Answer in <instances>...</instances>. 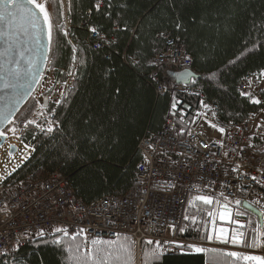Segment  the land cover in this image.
<instances>
[{
  "label": "trees",
  "instance_id": "obj_1",
  "mask_svg": "<svg viewBox=\"0 0 264 264\" xmlns=\"http://www.w3.org/2000/svg\"><path fill=\"white\" fill-rule=\"evenodd\" d=\"M97 1L67 0V38L61 26L55 27L63 23L61 5L51 0L52 8L47 10L52 25L48 62L54 68L67 69L73 46L80 63L77 78L56 110L54 133L37 134L33 153L2 184L14 187L57 173L85 204L130 192L138 183L139 140L160 130L175 103H170L168 95H157L149 78L152 71L165 72L155 68L151 59L161 49V36L166 33L190 57L188 69L198 77L189 86L218 104L223 121L244 123L264 108L237 90L243 75L264 70V0H101L96 9ZM89 26L104 35L102 47H94ZM175 99L171 114L176 128L184 130L200 109L199 99L184 95ZM34 111L31 97L2 134L32 117ZM202 204L195 196L188 198L179 238L207 243L213 212L201 208ZM232 205L233 213L240 211L251 217L241 231L259 240L256 217L240 205ZM100 242L82 252L79 236L55 233L17 249L0 264H133L130 239ZM153 249L143 242L138 263L253 264L242 252L233 257L224 248L162 255L159 260L153 258Z\"/></svg>",
  "mask_w": 264,
  "mask_h": 264
},
{
  "label": "built area",
  "instance_id": "obj_2",
  "mask_svg": "<svg viewBox=\"0 0 264 264\" xmlns=\"http://www.w3.org/2000/svg\"><path fill=\"white\" fill-rule=\"evenodd\" d=\"M58 1L63 16L62 31L68 38L67 0ZM37 2L50 10V0ZM97 4L100 7L101 0ZM92 28L95 27H88V33L94 47L100 48L105 37L98 31L93 33ZM161 38L163 45L153 55L151 64L165 72L187 69L190 57L178 41L168 33ZM79 65L73 46L67 69L54 68L51 62L47 63L32 95L34 114L4 134L5 141L13 136L33 148L37 134L54 133L58 126L56 110L72 91ZM165 72L159 74L155 70L149 75L155 93L168 95L170 103L175 102L177 95L199 99L200 109L193 123L184 130L177 129L173 117H165L157 133L145 134L139 140L138 183L124 195H108L85 204L76 198L67 179L57 173L14 187L1 184L0 253L4 254L0 255V260L40 238L37 233L41 230L44 236L55 233L70 238L79 236L83 252L91 249L93 240L109 242L128 238L137 263L140 245L149 240L154 242L153 248H156L155 242H159L164 256L181 254L176 243L223 249L178 237L188 198L205 196L240 206L245 203L257 210L262 223L257 250L250 254L264 261V108L251 114L244 123L225 122L220 117L218 104L208 101L189 85H175ZM237 90L250 102L260 100L259 104H264V78L260 73L243 75ZM49 128L52 131L49 132ZM57 228L66 230L67 235L55 231ZM183 252L195 253L187 248Z\"/></svg>",
  "mask_w": 264,
  "mask_h": 264
},
{
  "label": "water",
  "instance_id": "obj_3",
  "mask_svg": "<svg viewBox=\"0 0 264 264\" xmlns=\"http://www.w3.org/2000/svg\"><path fill=\"white\" fill-rule=\"evenodd\" d=\"M18 3L23 10L17 11L15 18H0V133L34 94L49 57L48 25L43 14L28 0H18ZM2 12L3 4L0 3ZM33 14L39 20L35 27ZM165 74L175 85L185 86L198 77L188 68L169 70ZM4 143L5 137L0 135V147ZM15 152L16 147L9 146L8 154ZM241 207L258 218L261 224V215L257 210L245 203Z\"/></svg>",
  "mask_w": 264,
  "mask_h": 264
},
{
  "label": "rangeland",
  "instance_id": "obj_4",
  "mask_svg": "<svg viewBox=\"0 0 264 264\" xmlns=\"http://www.w3.org/2000/svg\"><path fill=\"white\" fill-rule=\"evenodd\" d=\"M50 3H51V0H50ZM51 8H52V3H51ZM55 27L56 28L60 27V29L62 30V24H60V22L57 23L55 25ZM262 78H264V77H262ZM175 103H176V101H175ZM196 114H197V112H196ZM196 114H195V117H196ZM11 128H9L2 135L8 133V131ZM11 145H14L16 147V152L13 155L8 154V148ZM32 153H33V149L30 146L24 144L21 141L16 140L15 138H13V136H9V138H7V140L5 141L4 145L2 147H0V185L2 183H4L24 163V161L27 159V157L30 156ZM24 155H27V156L24 157ZM200 201L203 203L201 205V208H204L208 211L212 209V212H213L214 218H215L214 221L217 222L216 224H215V222H213L211 224V226H210L211 228L207 232L206 242L211 243L213 245L217 244L216 246L220 245V247H224V248H228V249L231 247V245H234V247L238 246L240 244V242L239 243H232L231 238L235 234L242 233L241 228H242L243 224L241 223L242 221H240L241 219H239L241 216L239 214L240 211L233 213L234 205H232L228 202H224V201H220V200L219 201L218 200H212L211 204H206L202 200H200ZM220 207H222V208H220ZM218 212L220 214L224 213L225 217L227 219L226 218L225 219L218 218L217 217ZM226 221H228V223L229 222L230 223L229 224L221 223V222H226ZM221 229L226 230L227 238L229 240L228 243L219 242V240L216 238L217 235L220 234ZM180 230L181 229H179L178 232H180ZM209 235H211L213 237L212 240L207 239V237ZM240 238L241 237H239V239ZM179 239H181V238H179ZM230 243H232V244H230ZM85 252H87V251H85ZM133 264H140V261H139V263H137L135 256L133 258ZM255 264H259V262H256Z\"/></svg>",
  "mask_w": 264,
  "mask_h": 264
},
{
  "label": "snow or ice",
  "instance_id": "obj_5",
  "mask_svg": "<svg viewBox=\"0 0 264 264\" xmlns=\"http://www.w3.org/2000/svg\"><path fill=\"white\" fill-rule=\"evenodd\" d=\"M0 3L3 4V12L0 13V18H3L4 16H6L8 18H15L16 12L23 10L22 5L18 3V0H0ZM28 3L34 5L43 14L44 21L48 25V36H49V40L51 41V38H52V25H51L49 13L46 10L45 5L43 3L37 2V0H28ZM96 7H97V9H99V4H97ZM27 11L31 12V9H28ZM38 23H39L38 18H36L35 15L33 14V26L35 27ZM177 27H179V25H177ZM90 30L93 33H96V31H97L95 28H92ZM260 76L264 77V70L261 71ZM117 91H119V89H117ZM244 95H247V93H244ZM252 102L256 103V104L261 103L260 100H253ZM173 107H175V103H173ZM212 127H216V125H212ZM48 131L50 132V131H52V129L49 128ZM220 131L223 132L224 130L220 129ZM0 135H2V133H0ZM253 179H255V177H253ZM197 199L202 200L206 204H211L212 203V200L210 198H208V197H205V196H198ZM237 203H239V201H237ZM220 218L221 219H225L226 218L225 214L221 213V217ZM55 231L64 232L65 235H67V232L64 229L57 228ZM37 235H39L40 237H43L44 236V231L41 230L39 233H37ZM242 235H243L242 233L233 235L232 238H231V242L232 243H239L240 242L239 237H242ZM216 238L222 243H228L229 242V240L227 238L226 230H224V229L220 230V234H218ZM207 239L208 240H212L213 237L211 235H209L207 237ZM55 243L59 244L60 241L57 240V241H55ZM96 243H101V242L93 240V244H96ZM108 243H112V242L109 241ZM146 243L149 244V245H152L154 242L149 240ZM155 243H156V248H154L152 250V256H153V258L155 260H159L161 258V256L164 254V250L161 248V246H160L158 241L155 242ZM173 243H176V242H173ZM176 248L181 250V254H185L183 252V250L185 248L193 249L196 253H201V252L208 251L207 249L196 247L195 245H182V244H178V243H176ZM3 254L4 253H0V255H3ZM227 255L235 257L238 254L235 253V252H230V253H227ZM244 258L258 261L259 264H264V261H262L260 257H244Z\"/></svg>",
  "mask_w": 264,
  "mask_h": 264
},
{
  "label": "crops",
  "instance_id": "obj_6",
  "mask_svg": "<svg viewBox=\"0 0 264 264\" xmlns=\"http://www.w3.org/2000/svg\"><path fill=\"white\" fill-rule=\"evenodd\" d=\"M220 208H222V207H220ZM226 208V207H225ZM220 211V210H219ZM239 214L241 215L240 216V218L239 219H241L240 221H242L241 223L243 224V225H248L247 223H249L250 221H251V217H247L246 216V214H244L243 212H239ZM217 217L218 218H220L221 217V214L218 212L217 213ZM214 214H213V217H212V221H211V224L213 223V222H215V224L217 223L216 221H214ZM227 219V218H226ZM220 221V220H219ZM256 222H257V224H258V227H260V223H259V220H258V218H256ZM221 223H225V224H229L228 223V221H226V222H221ZM261 223H262V219H261ZM228 228V227H227ZM217 229V228H216ZM242 237L240 238V244L238 245V246H236V247H234V245H231V247L229 248V249H231L232 250V252H235V253H239V251L242 249V251L241 252H243V251H246V252H248L247 254H245V255H243L244 257H254L253 255H251L250 253L251 252H253V251H255V250H257V247H258V240H257V236L255 237L254 236V238H252L251 236H249L248 235V233H247V231L246 230H243L242 231ZM218 241V240H217ZM220 242V241H219ZM230 244H232V243H230ZM241 246H244V247H247V249L246 248H242ZM240 250H239V249ZM244 254V253H243ZM245 259V258H244ZM245 260H250V259H245ZM251 261H253V264H255L256 262H258V261H255V260H251Z\"/></svg>",
  "mask_w": 264,
  "mask_h": 264
},
{
  "label": "bare ground",
  "instance_id": "obj_7",
  "mask_svg": "<svg viewBox=\"0 0 264 264\" xmlns=\"http://www.w3.org/2000/svg\"><path fill=\"white\" fill-rule=\"evenodd\" d=\"M160 69V68H159ZM164 71V70H163ZM76 81V80H75ZM73 90V89H72ZM176 107H173V104L171 105V112H169L165 117H171ZM175 122V121H174ZM77 198V197H76ZM80 200V199H79ZM217 200V199H216ZM81 201V200H80ZM219 201V200H218ZM185 212V211H184ZM181 224V223H180ZM180 227V226H179ZM217 245V244H216ZM220 246V245H219ZM209 250V249H208ZM216 251V250H215ZM11 257V256H10Z\"/></svg>",
  "mask_w": 264,
  "mask_h": 264
}]
</instances>
